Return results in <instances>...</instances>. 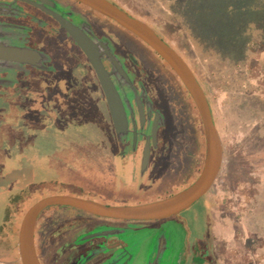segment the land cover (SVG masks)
Returning a JSON list of instances; mask_svg holds the SVG:
<instances>
[{
  "label": "flooded vegetation",
  "instance_id": "af4514ba",
  "mask_svg": "<svg viewBox=\"0 0 264 264\" xmlns=\"http://www.w3.org/2000/svg\"><path fill=\"white\" fill-rule=\"evenodd\" d=\"M109 1L148 24L184 59L210 105L203 78L161 31L120 2ZM72 27L88 39L90 56L69 34ZM122 33L135 37L75 0H0V42L25 53L21 62L0 61V139L10 169L19 173L8 188L17 211L9 225L10 212L4 213L0 238L12 234L18 242L25 212L46 196L136 205L170 197L199 176L205 140L191 96L151 48L135 37L155 54L156 64L147 65L129 49ZM172 77L187 102L189 134L170 95ZM91 124L97 138H74V126ZM187 144L195 152L191 172L182 178L170 171ZM170 176L175 180L169 181ZM138 190L146 194L139 197ZM187 209L143 220L49 206L35 220L36 255L40 264H219L211 239L189 242ZM2 242L9 244V239ZM243 244V256L234 254L239 264H264L263 252H256L260 239L247 236Z\"/></svg>",
  "mask_w": 264,
  "mask_h": 264
},
{
  "label": "rangeland",
  "instance_id": "374dc122",
  "mask_svg": "<svg viewBox=\"0 0 264 264\" xmlns=\"http://www.w3.org/2000/svg\"><path fill=\"white\" fill-rule=\"evenodd\" d=\"M134 15L154 25L150 16L163 22L161 33L185 57L198 78H203L209 92V74L221 80V73L230 70L247 56L252 55L258 62L252 61L251 72L264 74V0H116ZM122 38L129 49L145 64H156L154 52L135 37L122 33ZM253 41L252 43H250ZM250 43V44H249ZM250 51L247 52L246 50ZM254 51V52H252ZM213 72V73H211ZM219 75V76H218ZM218 76V77H217ZM234 76L228 82L226 91L235 92ZM175 81V80H174ZM169 81L170 95L178 104L181 119L184 120L187 134L190 130L187 102L179 85ZM224 81V80H223ZM225 92V91H224ZM210 95V94H209ZM210 100L212 96L210 95ZM213 116L221 132L222 123L227 118L226 98L220 94L216 98ZM194 115L198 114L191 102ZM224 119V120H223ZM243 120L242 122H246ZM75 139L84 140L98 137V130L91 125L74 126ZM84 134V135H83ZM186 134V135H187ZM79 136V137H77ZM84 136V137H83ZM224 159L217 176L216 185L193 203L184 214L188 217L185 226L189 233V242L198 239L210 240L212 250L219 264H239V254L243 256L245 237H254L262 241L256 252H263L264 262V159L257 160L250 147H245L238 154H230L229 145L223 141ZM44 144L45 140L40 139ZM5 141L0 139V222L6 210L10 212L6 224L14 220L17 211L16 202L8 198L9 186L19 180V173L10 169V162L5 154ZM177 148L181 154L173 164L171 174L180 173L185 178L191 172L190 155L195 152L192 145ZM205 156V153H204ZM261 163V165H259ZM256 165H259L257 167ZM177 177V178H178ZM175 180L174 176H170ZM163 180H167V175ZM232 188L235 194H230ZM125 192V191H124ZM222 192V197L217 196ZM128 193V192H126ZM216 193V194H214ZM146 192L138 190L136 195L142 197ZM231 212L234 216L231 215ZM9 244L2 242L8 241ZM257 254V253H256ZM248 261V260H247ZM240 262L244 263L241 259ZM21 263L16 236L0 238V264Z\"/></svg>",
  "mask_w": 264,
  "mask_h": 264
},
{
  "label": "water",
  "instance_id": "95a60500",
  "mask_svg": "<svg viewBox=\"0 0 264 264\" xmlns=\"http://www.w3.org/2000/svg\"><path fill=\"white\" fill-rule=\"evenodd\" d=\"M95 12L112 19L151 48L175 73L191 96L200 116L205 156L199 176L194 182L162 200L136 205H105L97 201L68 195H50L41 198L25 212L18 232V253L21 264H40L34 247L35 220L46 207L66 205L98 216L117 219H162L178 214L202 197L212 186L224 159V146L213 120L203 89L184 59L145 22L129 15L109 0H75ZM72 27L69 34L89 54L85 40ZM25 53L0 42V61H23Z\"/></svg>",
  "mask_w": 264,
  "mask_h": 264
},
{
  "label": "trees",
  "instance_id": "16d2710c",
  "mask_svg": "<svg viewBox=\"0 0 264 264\" xmlns=\"http://www.w3.org/2000/svg\"><path fill=\"white\" fill-rule=\"evenodd\" d=\"M132 14L134 15V13ZM149 20L154 21V25L160 31L162 30L163 22L161 20H156L151 16ZM246 51H250L249 46ZM250 53L249 55L247 53V56L232 69H224L221 73V80L208 73L210 85H208L207 95L212 96V100H210L212 113L217 106L216 98L220 94L226 98L225 114L227 118L223 119L224 132H221V138L229 145L228 153L238 154L245 147H250L251 152L256 154V159L262 160L264 159V74H252L251 67H255V65L250 64H253L252 61L257 63L258 59H254ZM261 53L264 52L261 50ZM232 76L235 78V92H228L226 85H230L228 81L232 79ZM213 117L215 120L216 117ZM243 120L247 121L242 122ZM259 165L256 166L259 167Z\"/></svg>",
  "mask_w": 264,
  "mask_h": 264
}]
</instances>
